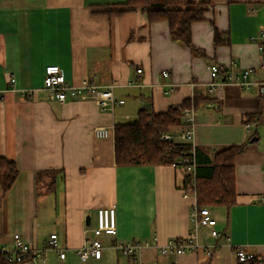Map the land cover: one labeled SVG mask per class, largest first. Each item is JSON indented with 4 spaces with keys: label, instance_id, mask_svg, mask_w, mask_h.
Segmentation results:
<instances>
[{
    "label": "crops",
    "instance_id": "crops-1",
    "mask_svg": "<svg viewBox=\"0 0 264 264\" xmlns=\"http://www.w3.org/2000/svg\"><path fill=\"white\" fill-rule=\"evenodd\" d=\"M125 1L0 0V156L14 159L19 170L9 191L0 187V250L13 249L15 232L38 247L56 232L66 256L49 252L48 264H238L235 247L264 255V75L251 40L264 29V0H207L203 18L192 23V43L205 56L174 40L168 21H150L142 8L119 15L94 11ZM215 29L228 42L217 44ZM49 64L60 65L75 85L116 82L115 96L125 102L110 112L89 98L51 99L44 88ZM213 64L222 80L254 68L252 85L245 90L226 82L211 92ZM196 94L209 99L196 110L197 160L246 144L235 158L237 203L225 207L223 221L214 215L217 238L202 229L201 241L216 244L211 255H165L162 245L190 231L195 197L183 196L186 173L172 164L117 165L115 129L97 137L95 128L134 121L147 107L166 111ZM247 115L254 117L250 133ZM113 204L117 233L101 236L102 258L82 260L77 250L92 234L98 208ZM133 239L146 243L137 261L112 248L114 241Z\"/></svg>",
    "mask_w": 264,
    "mask_h": 264
},
{
    "label": "trees",
    "instance_id": "trees-1",
    "mask_svg": "<svg viewBox=\"0 0 264 264\" xmlns=\"http://www.w3.org/2000/svg\"><path fill=\"white\" fill-rule=\"evenodd\" d=\"M207 0H126L115 6L95 9V12L119 15L127 11L142 8L150 21L167 20L172 38L191 48L193 53L205 54L192 43V23L203 18L207 9ZM215 42H228L221 32L215 29ZM209 100L203 95H194L181 104L170 105L166 111L154 113L140 109L134 121L116 122L115 124V160L117 165H163L173 164L189 152L191 143L166 140L164 133L181 131L185 125L183 110L194 107L196 110L202 102ZM252 115L246 116V121L253 120ZM246 148V144L229 145L217 151L207 162L197 160L196 193L199 206L216 204L228 210L237 203L235 158ZM49 171V170H47ZM50 173V172H48ZM55 171H51L48 190L54 189L56 183ZM19 170L14 159L0 156V187L9 191L18 178ZM187 178V175H186ZM187 182V179H186ZM187 184V183H186ZM187 187V185H185ZM229 215L227 222L229 223ZM0 264H17L7 254L0 250ZM175 264V263H173ZM238 264H264L257 257Z\"/></svg>",
    "mask_w": 264,
    "mask_h": 264
},
{
    "label": "built area",
    "instance_id": "built-area-1",
    "mask_svg": "<svg viewBox=\"0 0 264 264\" xmlns=\"http://www.w3.org/2000/svg\"><path fill=\"white\" fill-rule=\"evenodd\" d=\"M251 40L257 43L260 55L257 68L264 75V29L260 30L256 36L251 37ZM209 69L214 78V81L210 85L211 92L215 91L217 87L223 86L226 82L236 83L245 90H248L253 83L250 80V75L255 69L252 67L245 68L240 73H228L223 80L220 76L221 68L218 65H210ZM137 72L138 74H142L143 69L138 67ZM163 74L167 77L170 75L169 71H163ZM16 80V77L12 75L9 83L12 85L13 90L18 92L19 89L16 87ZM261 83L264 84V78ZM116 85V82L105 86L94 83L75 85L67 81L60 65L49 64L45 68L44 88L48 91L51 99L58 100L59 102H65L73 98H89L95 101L102 110L114 112L118 105L125 102L123 98H116L114 93ZM21 94L28 95L26 90H21ZM146 109L151 111L149 107ZM196 114L197 111L194 107L185 108L183 110V117L186 123L181 131H179V134L176 135L173 132H167L162 135L166 140H173L179 137L181 140L191 143V148L187 155L172 165L181 168L187 175V182L181 186L183 196L188 197L192 194L195 197V202L191 207V227L188 235L170 238L165 245L159 248L160 253L165 255L170 253L184 254L198 250H203L206 254L211 255L216 244L201 241L202 229H207L205 233L207 238H217L220 235V231L216 228L217 218L214 216L213 210L209 206H199L197 201V160L193 136ZM245 125L247 132L250 133L253 123L246 121ZM114 129L115 127L112 126H98L95 128V134L97 137H109ZM90 230L92 234L86 238L84 245L77 250L82 260H88L90 257L96 259L102 258L104 244L101 236L104 234L115 235L117 233L116 205L99 207L97 211V224ZM145 244L137 239L127 242L114 241L112 248L119 253L129 256L132 260L137 261V256ZM3 251L7 254L8 258L15 260L17 264H48L49 252H56L61 259H64L66 256L64 248L60 244L59 235L56 232H52L49 235L44 247H38L29 243L22 237L21 233L15 232L13 234V249H4ZM234 252L238 261H246L250 258L257 257L261 263H264V255L248 252L243 247H235Z\"/></svg>",
    "mask_w": 264,
    "mask_h": 264
},
{
    "label": "rangeland",
    "instance_id": "rangeland-1",
    "mask_svg": "<svg viewBox=\"0 0 264 264\" xmlns=\"http://www.w3.org/2000/svg\"><path fill=\"white\" fill-rule=\"evenodd\" d=\"M211 208L213 210V214L215 216H217V218L220 221H223L225 219V210H226V208L224 206L216 204V205L211 206ZM113 252H114V255H115V251L114 250H113Z\"/></svg>",
    "mask_w": 264,
    "mask_h": 264
}]
</instances>
